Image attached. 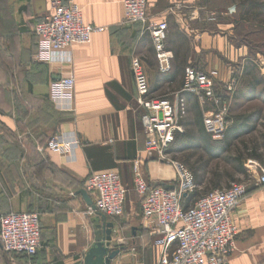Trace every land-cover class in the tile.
Here are the masks:
<instances>
[{
  "label": "crops",
  "instance_id": "crops-1",
  "mask_svg": "<svg viewBox=\"0 0 264 264\" xmlns=\"http://www.w3.org/2000/svg\"><path fill=\"white\" fill-rule=\"evenodd\" d=\"M71 1L82 9L86 24L107 31L95 35L89 45H74L69 65L34 60L35 26L46 13V0H0V217L36 212L42 229V248L36 256L9 255L0 243V264H84L94 243V217L77 193L85 189L92 173L106 170L117 171L134 189L133 161L145 157L147 138L135 100L133 56L141 57L156 98L174 101L189 66L218 72V90L226 89L233 78L230 61L237 52L231 50L222 26L218 31L211 28L210 19L216 15L207 9L213 0H149L148 23L169 26L172 69L167 74L159 71L146 27L136 34L124 23L123 0ZM125 31L134 43L148 39L150 51L131 56L119 39ZM71 70L76 94L69 112L51 101L50 84ZM183 97L185 117L193 107L204 112L195 97ZM60 133L75 134L81 141L73 163L45 150L46 142ZM145 176L152 185L166 187L178 177L174 167L155 158L146 160ZM243 182L247 195L232 213L239 235L228 264H264V185L248 174ZM135 231L132 228L133 235Z\"/></svg>",
  "mask_w": 264,
  "mask_h": 264
},
{
  "label": "built area",
  "instance_id": "built-area-1",
  "mask_svg": "<svg viewBox=\"0 0 264 264\" xmlns=\"http://www.w3.org/2000/svg\"><path fill=\"white\" fill-rule=\"evenodd\" d=\"M149 0H123L124 23L142 24L149 34L162 74L171 72L172 54L167 42L169 26L166 22L148 23ZM45 15L35 26L38 51L35 62L41 64L72 63L70 49L74 45H89L93 37L107 31L105 27L86 24L82 9L71 0H46ZM214 21V16L211 17ZM136 88V103L142 111L141 123L146 136L145 157L133 161L134 190L141 199L143 229L159 249L157 264H228L235 250L239 228L233 211L247 195L245 185L233 184L228 189L210 192L194 204L187 198L197 189L194 177L185 167L167 159L166 154L184 134L182 121L187 113L184 95H192L202 108L205 133L214 141H222L230 121L228 104L236 86L235 78L226 85V96L218 94V72L205 73L193 66L185 69L183 88L174 101L156 98L150 92L149 80L139 56L131 59ZM234 75V72L231 74ZM76 78L71 70L50 84V99L60 108L73 111ZM218 106L216 112L207 106ZM82 147L75 134L60 133L46 142L45 150L64 157L67 162L77 160ZM155 158L174 165L177 181L172 187L152 185L145 176V162ZM249 169L253 177L264 185V168L256 162ZM85 190L96 210L116 219L124 214L128 191L115 170L94 172L87 179ZM0 243L9 255L32 258L42 248L41 217L36 212H13L0 217Z\"/></svg>",
  "mask_w": 264,
  "mask_h": 264
},
{
  "label": "rangeland",
  "instance_id": "rangeland-1",
  "mask_svg": "<svg viewBox=\"0 0 264 264\" xmlns=\"http://www.w3.org/2000/svg\"><path fill=\"white\" fill-rule=\"evenodd\" d=\"M210 6L207 12L216 15H213L215 20L211 21V28L218 31L222 26L231 50L237 52L230 61L236 86L227 102L230 124L222 141H214L205 133L203 113L197 106L191 109L190 116L185 117V133L178 135L176 143L166 152L167 159L182 165L194 177L197 189L186 203L188 206L210 192L228 189L233 184L246 186L243 181L247 174L253 177L249 170L253 162L264 168V0H213ZM129 26L132 33L143 32L142 24ZM147 34H144L146 38ZM127 35L129 33L125 31L119 39L130 55L150 51L151 46L146 48L148 39L134 43V40L127 39ZM218 94L226 96L225 89L221 87ZM206 109L216 112L219 107L210 105ZM230 131H233L231 136ZM163 163L174 167L167 161ZM124 185L128 191L126 208L122 217L113 221L117 227L114 228L111 247L121 250L115 261L157 264L160 252L143 229L139 199L131 185ZM89 216L95 219L94 215ZM132 228L136 229L135 235Z\"/></svg>",
  "mask_w": 264,
  "mask_h": 264
},
{
  "label": "water",
  "instance_id": "water-1",
  "mask_svg": "<svg viewBox=\"0 0 264 264\" xmlns=\"http://www.w3.org/2000/svg\"><path fill=\"white\" fill-rule=\"evenodd\" d=\"M77 194L82 196L87 206L96 210L92 198L85 189ZM93 228L95 240L85 255L84 264H113L121 254L120 249L111 247L115 224L108 222L107 216L97 212L93 220Z\"/></svg>",
  "mask_w": 264,
  "mask_h": 264
},
{
  "label": "trees",
  "instance_id": "trees-1",
  "mask_svg": "<svg viewBox=\"0 0 264 264\" xmlns=\"http://www.w3.org/2000/svg\"><path fill=\"white\" fill-rule=\"evenodd\" d=\"M191 197H192V195H191L190 197L187 198V201H189Z\"/></svg>",
  "mask_w": 264,
  "mask_h": 264
}]
</instances>
